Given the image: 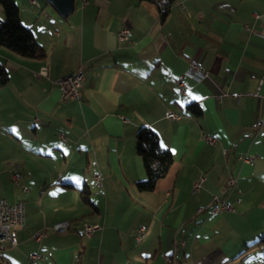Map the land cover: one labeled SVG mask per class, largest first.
Masks as SVG:
<instances>
[{
    "label": "crops",
    "instance_id": "0c3cea01",
    "mask_svg": "<svg viewBox=\"0 0 264 264\" xmlns=\"http://www.w3.org/2000/svg\"><path fill=\"white\" fill-rule=\"evenodd\" d=\"M16 2L46 56L0 47L9 74L0 85V199L24 201L26 211L17 245L2 250V260L167 264L164 252L181 264H262L264 245L254 243L264 236V126H257L264 123V0H176L165 19L145 0H76L67 18L46 0ZM124 28L128 39L119 37ZM190 59L209 77L188 78L181 91L176 80ZM44 66L47 76L38 78ZM79 69L82 96L63 99L55 79ZM167 111L182 117L171 120ZM142 126L156 130L174 157L151 192L135 184L146 178L136 149ZM247 153L256 155L252 164L239 159ZM229 176L238 179L226 193L235 212L211 215ZM62 220L67 230L51 229ZM87 223L102 228L86 237ZM140 224L147 232L137 242ZM39 230L46 233L35 240Z\"/></svg>",
    "mask_w": 264,
    "mask_h": 264
},
{
    "label": "built area",
    "instance_id": "2783aa9c",
    "mask_svg": "<svg viewBox=\"0 0 264 264\" xmlns=\"http://www.w3.org/2000/svg\"><path fill=\"white\" fill-rule=\"evenodd\" d=\"M30 2L34 5H39L38 0H30ZM129 29L124 28L120 31L119 37L121 39H128ZM38 78L47 76V68L44 66L38 72H35ZM209 77L208 72L202 66V64L196 60L190 59L188 61L187 67L184 72L177 78L176 82L180 87L181 91H184L185 88V80L188 78H192L197 81L205 80ZM85 81V74L81 72L80 69L75 72L65 76H61L55 79V83L58 84L62 98L63 99H79L83 94V87ZM226 94H220L219 98H222ZM166 117L171 120H179L182 115L175 113L173 111H167ZM257 126L262 128L264 123L262 121L257 122ZM204 139L209 144H215L216 139L214 137H206ZM256 158L255 154H244L239 156V159L243 163L252 164ZM95 181L98 185H102V180L99 174H94ZM18 175H15V180H18ZM205 176H200L193 184L192 192L196 193L201 188L203 182L205 181ZM237 177L229 176L226 180L225 186L220 190L218 194L213 195L212 201L208 207V210L211 215L219 214L222 212H235L234 205L231 201L226 197V193L229 188H233L237 184ZM26 189V188H25ZM204 209V207H198L197 212H200ZM26 226V211H25V203L24 201H18L16 203H10L5 198L0 199V247L2 250L8 247H13L17 245L16 239V231L18 229L24 228ZM70 227V222L68 220H62L56 222L52 225L51 229L58 232H63ZM102 226L99 224H85L83 230L84 233L88 236L97 230L101 229ZM146 226L140 224L138 226V233L136 235L137 242H141L144 240L146 236ZM46 233V230H39L33 234V238L35 240H41L43 235ZM183 240H178L176 242V246H184ZM162 257L168 264V254L162 252ZM38 257L37 254H31L30 259L32 261L36 260ZM175 264H181V261L177 259Z\"/></svg>",
    "mask_w": 264,
    "mask_h": 264
},
{
    "label": "trees",
    "instance_id": "16d2710c",
    "mask_svg": "<svg viewBox=\"0 0 264 264\" xmlns=\"http://www.w3.org/2000/svg\"><path fill=\"white\" fill-rule=\"evenodd\" d=\"M145 1L158 4L161 17L165 19L176 0ZM0 4L5 12V17L0 18V47L8 48L26 58L43 59L46 56V50L37 40L31 27L21 21L20 8L16 0H0ZM8 79V71L0 63V85L6 84ZM188 107L195 115L201 114L198 105L190 103ZM136 149L142 157L146 178L135 182V184L140 191L151 192L155 189L158 180L167 175L174 161L173 153L170 149L162 147L158 133L150 126H142L138 130ZM82 197L86 202H89L86 190H83ZM254 244L264 245V236ZM262 264H264V257Z\"/></svg>",
    "mask_w": 264,
    "mask_h": 264
},
{
    "label": "water",
    "instance_id": "95a60500",
    "mask_svg": "<svg viewBox=\"0 0 264 264\" xmlns=\"http://www.w3.org/2000/svg\"><path fill=\"white\" fill-rule=\"evenodd\" d=\"M63 18H67L75 10L76 0H46Z\"/></svg>",
    "mask_w": 264,
    "mask_h": 264
},
{
    "label": "bare ground",
    "instance_id": "6f19581e",
    "mask_svg": "<svg viewBox=\"0 0 264 264\" xmlns=\"http://www.w3.org/2000/svg\"><path fill=\"white\" fill-rule=\"evenodd\" d=\"M80 71L83 72L81 69H80ZM206 137H212V136H206ZM14 178H15V176H14ZM84 226H85V225H84ZM83 233H84V230H83ZM84 235H85L86 237H89V236H88L87 234H85V233H84ZM1 251H2V249H1V247H0V253H1ZM176 261H177V259L174 258V256H172V255H168V264H175ZM0 264H6V263L2 260V257H1V256H0Z\"/></svg>",
    "mask_w": 264,
    "mask_h": 264
},
{
    "label": "snow or ice",
    "instance_id": "6c2138e0",
    "mask_svg": "<svg viewBox=\"0 0 264 264\" xmlns=\"http://www.w3.org/2000/svg\"><path fill=\"white\" fill-rule=\"evenodd\" d=\"M197 99H199V98H197ZM162 147H166L165 145H162ZM73 179H75V178H73ZM78 182V181H77Z\"/></svg>",
    "mask_w": 264,
    "mask_h": 264
}]
</instances>
